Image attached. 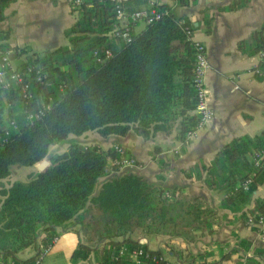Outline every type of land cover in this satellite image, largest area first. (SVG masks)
I'll return each mask as SVG.
<instances>
[{"label":"trees","instance_id":"trees-1","mask_svg":"<svg viewBox=\"0 0 264 264\" xmlns=\"http://www.w3.org/2000/svg\"><path fill=\"white\" fill-rule=\"evenodd\" d=\"M16 1L0 0V22L4 10ZM116 1L127 15L149 6L148 0H82L78 7L71 4L75 20L63 33L67 46L38 53L0 45V53L9 52L16 72L32 69L25 77L30 80V98L20 95V85L0 89V181L8 178L13 166L31 168L48 161L27 181L0 188V264H32L37 253L58 236L56 229L73 219L80 224L88 219L86 225L103 219L99 221L102 250L94 264H133L128 256L135 249L146 255L141 264H164L159 252L147 250L131 235L189 238L195 232L210 233L217 225L215 213L201 198L177 200L174 191L165 195L132 171L110 177L94 194L99 178L118 173L108 164L118 157L113 149L103 151L70 141L64 152L48 153L51 146L86 132L123 137L132 131L148 138L175 130L176 139L184 142L196 124L193 48L185 34L192 25L167 8L151 5L163 13L160 19L136 33L137 23H133L125 43L110 36ZM170 1L178 7L196 2ZM246 1L234 0L228 10L243 8ZM0 35L5 40L7 31ZM251 42L254 52L263 50L264 24ZM259 69L264 71V59ZM36 70L40 82L35 81ZM259 152L264 153V129L252 138L232 139L204 167L203 184L222 194L224 206L247 203L264 180V157L257 167L253 165V156ZM245 180L250 181L246 190L242 188ZM260 204L262 212L264 202ZM94 210L99 217H94ZM249 215L253 214L240 218L245 222ZM27 248L34 249L35 256L17 259L16 254ZM92 251L77 244L70 264L86 261ZM205 258L206 253H198L189 263L207 264Z\"/></svg>","mask_w":264,"mask_h":264},{"label":"crops","instance_id":"crops-1","mask_svg":"<svg viewBox=\"0 0 264 264\" xmlns=\"http://www.w3.org/2000/svg\"><path fill=\"white\" fill-rule=\"evenodd\" d=\"M233 1L196 0L191 6L178 7L170 0H148L149 6H162L175 17L188 21L192 25L190 40L200 42L205 48L208 63L205 86L212 117L195 137L180 142L175 130L148 138L132 131L123 137H100L95 132H86L49 148L48 153L55 155L64 152L70 141L103 151L118 146L139 165L132 172L152 187L165 195L174 191L180 201L201 198L204 206L215 213L217 225L210 233L195 232L189 238L131 235L147 250L159 252L163 261L188 264L190 257L206 253L207 264H264V234L246 226L240 218L261 211L258 207L264 202V180L247 203L226 206L221 201L222 194L209 190L202 181L204 167L221 146L237 137H255L264 129V71L259 69L262 61L251 42L252 35L264 24V0H247L243 8L229 11ZM71 4V0H17L10 4L0 22V34L7 31V38L0 40V45L27 47L38 53L67 46L63 33L75 20ZM139 24L133 27L134 33L143 28H138ZM35 166L27 169L33 168L35 173ZM121 173L109 172L99 178L94 194L106 180ZM82 223L85 225L86 221L83 219ZM81 226L73 219L56 229L58 236L42 264H70L77 244L94 251L86 261L76 264H94L102 250V241L94 244L92 239L85 238ZM34 256L35 250L30 248L16 254L21 261Z\"/></svg>","mask_w":264,"mask_h":264},{"label":"built area","instance_id":"built-area-1","mask_svg":"<svg viewBox=\"0 0 264 264\" xmlns=\"http://www.w3.org/2000/svg\"><path fill=\"white\" fill-rule=\"evenodd\" d=\"M123 1V0H122ZM82 0H72V5L74 7H78L81 4ZM119 2L116 1L117 5L115 6V23L113 25L111 31V37L120 38L125 43L129 42L130 39V30L133 26V23H141L143 25L151 24L160 19L163 13L155 10L154 8L148 6L145 9L138 10L136 12L127 15L122 9L119 7ZM181 24H184L182 21ZM185 34L187 38L190 40L192 35V30L189 28H185ZM193 48V67H192V77H191V85L193 88L194 94V109L193 114L196 117V124L185 134V141L192 139L197 135V133L205 127V125L211 120L212 113L209 107V97L205 86V74L208 69V63L206 59L205 48L200 42L191 41ZM261 61L264 59V48L261 52L258 53ZM105 56L108 57L109 53L105 52ZM0 67L6 69L0 70V89L5 90L9 87V85H20V95L23 98H30V90H29V79L25 78L28 76V73L31 72L32 69H27L25 72H16L12 61L9 59V52L0 53ZM35 81L40 82L41 76L39 71H35ZM32 118V116H28V119ZM11 125V124H10ZM115 154L118 156L115 159L108 161V164L117 169L118 172L123 171H132L137 167L136 161L130 157L126 151L118 146L112 148ZM264 153L259 152L255 153L253 156V165L257 167L259 162L263 159ZM250 181L245 180L242 183V188L244 190L247 189ZM244 224L248 227L254 228L257 232L264 234V210L262 212H257L253 215H249L246 217ZM52 240L51 245L53 244ZM39 251L33 261L32 264H42L44 256L48 253L50 246ZM123 252L122 250L120 251ZM129 260L133 264H141V260L146 258V255L141 249H135L129 252ZM8 264H21L9 262ZM164 264H181L178 262H169L164 261ZM190 264V263H188Z\"/></svg>","mask_w":264,"mask_h":264},{"label":"rangeland","instance_id":"rangeland-1","mask_svg":"<svg viewBox=\"0 0 264 264\" xmlns=\"http://www.w3.org/2000/svg\"><path fill=\"white\" fill-rule=\"evenodd\" d=\"M143 27V24H139V27L138 28H141ZM14 63V62H13ZM62 143H65V142H62ZM139 169V165H137V167L134 169V170H138ZM34 169H27L26 167H11L10 168V175L8 178L2 181H0V188H5L7 187L9 184L11 183H14V182H25L28 180L29 178V173H34ZM95 191V188L93 189V192ZM95 211V210H94ZM94 213V217L97 218L99 216L98 215V212H93ZM101 219V218H100ZM98 219L101 223V221L103 219ZM86 222L88 219H84ZM99 221H95V220H92V222H90L89 224L86 225H83V223L81 224L83 230V235L85 236V238H88V239H92V242L95 244V243H98L101 238H102V230H103V224H100ZM99 223V224H98ZM88 226V227H87ZM91 243V242H90ZM100 255V253H99ZM98 255V256H99Z\"/></svg>","mask_w":264,"mask_h":264},{"label":"water","instance_id":"water-1","mask_svg":"<svg viewBox=\"0 0 264 264\" xmlns=\"http://www.w3.org/2000/svg\"><path fill=\"white\" fill-rule=\"evenodd\" d=\"M47 166H48V161H47V159H44L39 164H37L35 166V169L37 170V172H41Z\"/></svg>","mask_w":264,"mask_h":264}]
</instances>
